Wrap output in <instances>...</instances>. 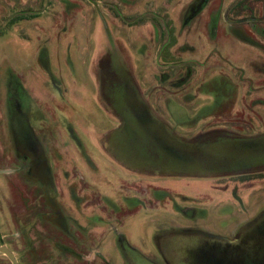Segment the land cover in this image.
I'll return each instance as SVG.
<instances>
[{
    "label": "rangeland",
    "instance_id": "1",
    "mask_svg": "<svg viewBox=\"0 0 264 264\" xmlns=\"http://www.w3.org/2000/svg\"><path fill=\"white\" fill-rule=\"evenodd\" d=\"M263 210L264 0H0L19 264H175L194 239L172 229L232 239Z\"/></svg>",
    "mask_w": 264,
    "mask_h": 264
},
{
    "label": "flooded vegetation",
    "instance_id": "2",
    "mask_svg": "<svg viewBox=\"0 0 264 264\" xmlns=\"http://www.w3.org/2000/svg\"><path fill=\"white\" fill-rule=\"evenodd\" d=\"M140 107L143 109V105ZM143 113L148 114L144 109ZM145 121H148V118ZM162 123L166 124L163 121ZM182 212L186 215H195L194 209H186ZM262 212L254 221L238 229L232 239L200 227L172 229L173 233L191 234L194 239L187 241L190 243L187 246L190 257L181 258L175 264H264V210ZM129 250L135 252L132 246ZM137 256L142 258L141 253H137ZM164 264L174 263L164 259Z\"/></svg>",
    "mask_w": 264,
    "mask_h": 264
},
{
    "label": "trees",
    "instance_id": "3",
    "mask_svg": "<svg viewBox=\"0 0 264 264\" xmlns=\"http://www.w3.org/2000/svg\"><path fill=\"white\" fill-rule=\"evenodd\" d=\"M143 109H144V112L147 111L148 114L146 115L145 113H143V118H144V119H142V120H143L142 123H144L145 125H148L149 123H150V124L153 123V120H157V121L159 122V124H163L162 121H161V119H159L157 116H155L156 118H153V115H152V113H151L149 107H148V106L146 107V106L144 105V103H143ZM146 118H148V121H145ZM150 120H151V121H150ZM145 122H146V123H145ZM144 124H143V125H144ZM263 257H264V255H263Z\"/></svg>",
    "mask_w": 264,
    "mask_h": 264
},
{
    "label": "water",
    "instance_id": "4",
    "mask_svg": "<svg viewBox=\"0 0 264 264\" xmlns=\"http://www.w3.org/2000/svg\"><path fill=\"white\" fill-rule=\"evenodd\" d=\"M0 253L5 255L12 264H19L15 254L6 246H0Z\"/></svg>",
    "mask_w": 264,
    "mask_h": 264
},
{
    "label": "crops",
    "instance_id": "5",
    "mask_svg": "<svg viewBox=\"0 0 264 264\" xmlns=\"http://www.w3.org/2000/svg\"><path fill=\"white\" fill-rule=\"evenodd\" d=\"M144 99V98H143ZM144 101H146L145 99H144ZM147 103V102H146ZM148 104V103H147ZM177 108H179V109H182L183 107H181V106H177ZM183 111V110H182ZM159 119H161L164 123H166L167 125L169 124L167 121H165L162 117H159V115L157 116ZM192 118V117H191ZM187 139H191V138H187Z\"/></svg>",
    "mask_w": 264,
    "mask_h": 264
}]
</instances>
